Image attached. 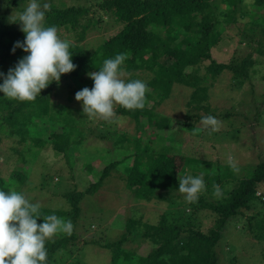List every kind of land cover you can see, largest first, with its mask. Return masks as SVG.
Segmentation results:
<instances>
[{"label": "trees", "instance_id": "obj_1", "mask_svg": "<svg viewBox=\"0 0 264 264\" xmlns=\"http://www.w3.org/2000/svg\"><path fill=\"white\" fill-rule=\"evenodd\" d=\"M24 1L0 0V73L8 66L14 68L26 54L21 48L12 51L15 42L25 39L21 28L15 27L17 23L11 22V17L23 11L21 7ZM36 1L42 7L44 1ZM88 1L92 3L87 7L69 5L63 0L56 3L47 0L51 8L45 12L43 25L54 26L57 36L70 42L69 52L72 63L77 66L75 70L62 74L59 83L51 82L34 101L13 100L0 92V134L7 135L20 147L13 150L18 159L8 177L0 176V190L23 193L31 172L28 166L30 159L27 160L26 155L43 149L46 144L65 159L72 156L77 159L79 148L85 142L83 129L91 119L86 116L80 123L81 130L74 131L73 126L59 122L65 116L64 110L59 111L55 118H43L51 110L50 93L66 88L71 95L72 84L76 83L80 89L93 85L89 73L98 72L106 59L124 53L127 56L123 65L124 79L142 80L147 84L145 106L143 109L128 110L114 105L116 114L112 128H107L106 121L95 125L99 139L110 141L111 149L100 157L82 153L83 164L79 171L73 170V174L88 178L90 184L85 193L94 195L111 173H117L124 179L126 189L136 201L154 202L155 206L166 205L169 210H158L159 219L155 224L143 222L142 217L126 221V231L120 239L105 245L110 252V263L247 264L241 260L249 262L252 254L247 249L252 241L258 245V253L264 251L261 245L264 242V198L257 196V193L263 195L259 184L264 182V165L258 166L247 177L237 178L229 189V181L223 183L220 175L215 176L218 171L210 163L198 156L179 154L181 143H177L174 150V144H166L170 141L166 136L155 133L143 140L141 135L147 127L169 128L172 120L157 114L155 110L171 97L172 91L180 88L190 92L186 96L184 119L176 120V130L192 131L208 115L217 120L221 118L217 117L216 110L209 102L210 83L224 71L231 75L234 84L242 85L250 79L256 63L253 55H264V0H221L218 7L212 4V0ZM215 9L218 14L214 12ZM254 11L262 12L259 22ZM239 15L248 18L245 26L250 28L249 41L255 44L253 52L240 60L232 56L227 62L218 63L212 58L210 50L222 40L219 23H234ZM103 16L111 19L117 28L89 52L83 44L86 35L88 32H101L105 23ZM66 33L72 35L71 38ZM238 36H245L243 29ZM254 36L257 39L253 40ZM167 59L172 60L168 66L163 64ZM2 83L3 79L0 78ZM72 100L70 96L68 101ZM147 100L151 102L150 108ZM64 108L68 109L67 106ZM120 118L132 121L135 132L131 134L125 128L116 127L115 121ZM141 118L145 119V123L141 122ZM210 127L206 126V129ZM186 173L202 175L205 182L206 190L199 194L198 201L194 203L188 202L186 194L178 190L179 180ZM214 185L223 191L222 198L218 199L213 194ZM82 196L77 191L62 195L69 202V210L40 206L38 225L48 215L70 219L74 225L72 235L58 232L57 238L45 241L48 255L44 264H63L70 256L71 249L78 248L79 235L75 229L79 225L84 230L78 222ZM256 202L260 204L258 207H255ZM201 218L209 221L206 230L204 228L208 225L204 226ZM231 225L235 233L239 232V241L237 238L236 241H225L224 233ZM137 240L150 243L151 250L145 256L126 249V244Z\"/></svg>", "mask_w": 264, "mask_h": 264}, {"label": "rangeland", "instance_id": "obj_2", "mask_svg": "<svg viewBox=\"0 0 264 264\" xmlns=\"http://www.w3.org/2000/svg\"><path fill=\"white\" fill-rule=\"evenodd\" d=\"M43 1H40L42 6L47 3V0ZM56 1L53 0L55 3ZM63 1L69 5L79 4L87 7L92 3L88 0ZM31 2L32 0H25L24 6L21 8L24 10ZM36 3L41 5L37 1ZM220 3L221 0H212V4L215 7H218ZM214 12L218 14V10L216 11L215 9ZM97 13L102 14L99 11ZM261 15V11H254V16L258 17V22ZM102 18L105 23L100 29L101 32L99 34L95 31L88 32L86 35V40L83 44L89 52H92L97 43H100L105 36L113 33L117 28V26L112 24L113 21L111 19L106 18V16ZM248 22L247 17L239 15L234 23L227 24L224 21L219 23L218 29L222 30V40L210 50L211 56L216 62H227L232 56L236 60H240L247 53L253 52L255 44L249 41L250 28L245 26V23ZM15 27L21 28V25L17 23ZM241 29L244 31V37L238 36ZM67 35L70 38L72 36ZM58 38L63 41L62 37ZM255 39H257L256 36L253 37V40ZM248 41L250 43H247ZM253 56L256 59V63L252 68L253 73H251V77L247 82L242 85L236 83V85L232 82L231 75L224 71L215 81L210 83L209 102L216 110L217 117H221L218 121L222 122L218 130L213 131L211 127L207 130L206 126L201 122L192 131L176 130L178 127L176 120L184 119L186 96L190 92V90L180 88L172 91L171 97L155 110L157 114L172 120L169 128L147 127L143 135H141L143 140L147 136L156 133L170 139L166 144H174V150V146H178L177 143H181L179 145V154L185 157L192 156L197 158L198 156L202 161L210 163L218 171V174L215 172V176L220 175L219 179L224 180L223 183L229 181L227 184L228 188L233 187L237 178L247 177L258 166L264 165V55L254 54ZM171 62L172 60L167 59L163 61V64L168 66ZM9 68L11 67L3 68L1 72L6 75ZM124 77L126 75L122 79ZM72 86L73 94L71 95L66 88L54 90L50 93L52 100L50 104L51 110L48 111L49 115L43 118H48V116L55 118L59 111L64 110L65 116L63 115L59 122L73 126L74 131L81 130L80 123L86 116L91 119V122L83 129L86 137L85 142L79 148V155L76 157L77 159H73L75 158L74 156L65 159L47 144L43 149L28 153L26 157L27 160H31L28 162L31 172L28 182L22 191L23 193L25 192V198L29 199L30 203H38L42 207L54 208L55 210H69L68 200L62 197L64 193L73 191L82 193V200L79 204L81 213L78 222L84 230L77 225L75 232L79 235L78 248L71 249L70 256L65 259L63 264H111L110 252L105 245L120 239L126 231V221L142 217L143 222L155 224L159 219L160 212L158 213V210H169V207L166 205L155 206L154 202L136 201L126 189L124 179L114 172L104 180L102 188L96 194L89 195L85 193L90 181L82 175L73 174V170L79 171L80 166H82V153L100 157L111 149L110 141L99 139L95 131V125L106 121L107 128L110 129L112 124L114 125V122L112 123L114 116L104 120L99 116H90L84 113L82 102L75 100L76 92L81 89L77 88L79 86L76 83L72 84ZM84 87L91 90L93 85H85ZM70 96L73 100L69 102ZM146 103L150 108L151 102L147 100ZM64 106H67L68 109L64 108ZM226 114L227 116L222 118ZM141 122L145 123V119L141 118ZM115 124L116 127L125 128L131 134L135 132L134 123L130 120L120 118L115 121ZM176 132H178V135ZM171 135H174V137H171ZM0 137V176L6 178L18 159L13 150H19L20 147L13 139H9L7 135L3 136L0 134ZM200 143L202 146L199 147ZM95 163L97 162H93V164ZM233 163L238 166L239 172L233 171L230 166ZM259 188L263 195L257 193V196H263L264 198V182L259 184ZM181 196L183 195L181 194ZM258 203H255V207L260 205ZM201 222L204 226L208 225L204 230L210 225L208 219L201 218ZM234 230V226L231 225L227 233H224L225 241H229V239L236 241V238L238 241L240 240L239 232L235 233ZM55 237L57 238V236H54L52 239ZM244 238L248 239V236ZM246 244L248 245V243ZM255 244L252 241L247 249L251 250L252 254L249 256V262L245 259H242L241 262L260 264L259 260L262 258L261 261L264 264V251L258 253L256 248L259 249V247ZM261 245L264 246V242ZM125 247L139 256H145L151 250L149 242L140 240L126 244Z\"/></svg>", "mask_w": 264, "mask_h": 264}, {"label": "clouds", "instance_id": "obj_3", "mask_svg": "<svg viewBox=\"0 0 264 264\" xmlns=\"http://www.w3.org/2000/svg\"><path fill=\"white\" fill-rule=\"evenodd\" d=\"M50 8L46 3L41 9L36 0H32L23 11L11 17V22L19 23L25 34L24 41L15 42L12 51L21 48L29 54L19 59L14 68H9L6 75L0 73L3 79L0 92L10 99L34 101L42 89L53 81L59 83L62 74L71 73L77 67L71 61L70 42L58 38L54 26L43 25L45 12ZM126 59V54H117L106 59L98 72L89 73L93 88L85 87L75 94V100L82 102L84 113L108 120L116 114L114 104L128 110L144 108L147 84L142 80L122 79ZM201 123L216 131L222 122L208 115ZM230 166L234 172H239L235 163ZM178 190L186 194L188 202H197L199 194L206 190L202 175L186 173L179 180ZM213 194L218 199L223 197L218 185H214ZM39 208L40 205L30 203L24 193L0 190V264H44L48 255L45 241L52 240L58 232L72 235L74 225L70 219L48 215L38 225Z\"/></svg>", "mask_w": 264, "mask_h": 264}]
</instances>
